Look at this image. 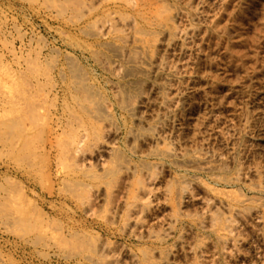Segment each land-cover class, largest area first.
<instances>
[{
    "label": "rangeland",
    "instance_id": "rangeland-1",
    "mask_svg": "<svg viewBox=\"0 0 264 264\" xmlns=\"http://www.w3.org/2000/svg\"><path fill=\"white\" fill-rule=\"evenodd\" d=\"M0 264H264V0H0Z\"/></svg>",
    "mask_w": 264,
    "mask_h": 264
},
{
    "label": "bare ground",
    "instance_id": "bare-ground-1",
    "mask_svg": "<svg viewBox=\"0 0 264 264\" xmlns=\"http://www.w3.org/2000/svg\"><path fill=\"white\" fill-rule=\"evenodd\" d=\"M188 34H189V31H185L184 32V36H188ZM172 115V114H171ZM248 131V130H247ZM248 133H250L249 131H248ZM204 153V152H203ZM202 153V154H203ZM202 157V159L203 160H206V159H208V158H215V159H221V155L220 154H218V153H209V154H205L204 156H201ZM243 173H245V172H243ZM181 195H182V197H186V198H189V197H191V193H190V191L187 189V188H183L182 187V191H181ZM237 211V210H236ZM235 212V211H234ZM256 217V216H255ZM257 217L259 218L260 216L257 214ZM229 224V223H228ZM230 225V224H229ZM228 225V226H229ZM227 225H224V227L225 228H223V230H224V235L227 237V240L230 242V243H228L229 245L231 244V246H235L236 244H237V241L238 240H236L235 238H233L232 236H230V234H229V231H230V228H228V226L226 227ZM230 246V247H231ZM233 249V248H232ZM235 250V249H234Z\"/></svg>",
    "mask_w": 264,
    "mask_h": 264
}]
</instances>
